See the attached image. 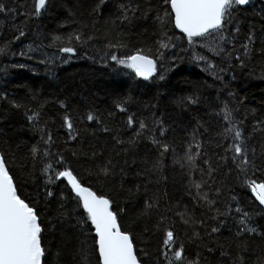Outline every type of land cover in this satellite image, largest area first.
<instances>
[{"label": "snow or ice", "instance_id": "snow-or-ice-1", "mask_svg": "<svg viewBox=\"0 0 264 264\" xmlns=\"http://www.w3.org/2000/svg\"><path fill=\"white\" fill-rule=\"evenodd\" d=\"M108 3L93 0L87 22L73 18L78 25L73 31L41 34L47 44L16 52L14 45L28 35L34 20L50 14L54 0H0V58L31 60L30 53L49 48L56 51L39 63H68L79 48L92 45L105 67L128 69L148 82L145 87L157 89L155 102L145 105L148 115L128 114L123 126L113 124V118L116 112L129 113L131 96L114 101L106 115L90 105L78 124L68 113L69 100H59L67 133L60 144L43 116L47 101H38L33 92L37 106L29 107L0 93V104L9 106L5 114L23 109L29 130L39 135L22 155L25 141L15 146L0 141V264H53V246L55 264H92L93 256L96 264H264V224L255 219L264 218V119H256L253 110L249 130V110L242 113L244 100L230 88L238 71L249 69L257 56L264 58V6L252 13L261 21L258 35L257 24L247 19L253 0H145L143 5L115 0V15L101 26ZM139 22L145 27L136 33ZM97 41L102 47L95 46ZM186 60L220 86L214 97L205 98L193 83L175 104L182 111L203 105L221 128L208 136V122L195 116L196 127L186 140H169L172 127L160 110L162 89ZM9 67L27 65L5 64L0 75L7 76ZM125 133L130 135L125 138ZM145 142L154 156L139 154ZM169 157L188 178L191 209L173 204L160 191ZM130 174L139 182L126 186ZM229 177L250 194L247 207L226 183ZM117 178L119 189L113 187ZM92 181L109 190L94 188ZM230 219L235 229L221 238ZM181 232L194 246L193 255ZM158 233L163 240L153 249L151 237Z\"/></svg>", "mask_w": 264, "mask_h": 264}, {"label": "trees", "instance_id": "trees-1", "mask_svg": "<svg viewBox=\"0 0 264 264\" xmlns=\"http://www.w3.org/2000/svg\"><path fill=\"white\" fill-rule=\"evenodd\" d=\"M12 2L13 0H5V3ZM25 2L31 3V0H25ZM92 2L93 0H54V7L50 14L34 20L30 25L28 35L18 41L14 45L13 50L16 52L20 50L27 51V45L29 44L34 48L41 42L47 44V39H43L41 34L50 35L53 32H59L66 35L73 31L78 27L77 24L72 22L73 18L87 22V11ZM136 2L143 5L145 0H136ZM114 5L115 0H109L103 12V19L99 21L101 26L105 19L115 15ZM262 6H264V0H253V5L248 8L249 16L247 19L257 24L258 35L261 21L258 16H254L252 13L253 9L259 11ZM69 13L73 15L70 16ZM61 24H66V26L60 28ZM144 27V22H139L135 32H142ZM9 28L10 23L5 27L4 35H10ZM244 31H247V24H245ZM176 35L181 36L177 31ZM144 39H148V37L145 36ZM95 46L102 47V41H97ZM55 51V49L38 48L37 51L29 54L33 57L31 60L19 55L9 57L7 60L0 58V67L11 63L27 65L25 68L9 67L7 76L0 75V93L7 92L10 99H15L29 107L37 106V103L31 99V93L33 92L37 94L38 101H47L43 116L49 122V128L52 130L54 139H56L58 144L67 139L66 129L61 126L64 110L60 109L58 103L62 99L69 100L68 113L72 116L74 123L77 124L83 118L90 105H94L102 114L106 115L108 111L114 110V101L128 96L133 98V102L128 105L129 113L116 112L113 124L123 126L127 115L131 113H135L138 119L148 115L145 105L155 102V90H157L150 91L151 87H145L148 82L134 78L130 74V70L119 68L112 63L105 67L94 52L92 45L79 48L76 56L72 57L68 63H61L60 60L47 65L39 63L41 59L46 58V54L47 56H52ZM61 55L65 58L68 56V54ZM89 57H95V59H90ZM262 64H264V58L257 56L249 69L243 72L238 71L236 73L237 78L230 83V88L244 100L242 113L243 110H249L246 122L249 130L254 122L253 110L256 119H264V68L261 67ZM184 65L188 69L193 70L191 72L186 71L187 69ZM206 77L207 73L201 71L200 67L187 60L181 65L179 70L170 74V82L168 81L162 89L165 94L160 109L172 127V130L168 132L169 140H174L176 137L186 140L196 127L195 116H201L208 122V136H213L220 130L221 124L217 118L209 117L203 105L198 108L193 107L189 111H182L175 104V100L178 97L188 93L193 83L199 87L205 98L214 97L216 91L212 94V88L207 91ZM237 82H239L238 85H236ZM217 85L215 84L216 87ZM8 108L7 104H0V141L7 140L13 146L19 141H25L26 143L21 144L18 152V155H22L27 152V145L35 143L39 139V135L29 130L23 109H11L5 114L4 109ZM127 135H130V133H125V138H127ZM139 154L154 156L155 152L151 145L145 142L140 145ZM178 154L182 155L183 153L178 149ZM165 175L167 176V181L159 186L160 191L167 194L165 199L170 200L173 204L179 202L181 206L187 205L191 209L193 207L192 201L185 191L188 178L183 170L172 166L171 157L168 158ZM138 182L134 175L131 174L125 179L126 186ZM226 183L232 186L234 193L241 198L242 206L247 207L250 194L236 185L233 177H229ZM92 184L94 188L103 187L106 192L109 190L108 186L97 185L95 181H92ZM119 185L120 180L117 178L113 187L119 189ZM26 191L31 192L32 188L29 187ZM196 215H201L199 210L196 211ZM255 219L259 224H264V218L257 216ZM229 229H235V223L231 219L228 221V227L224 229L221 238L230 235ZM137 233H139V229H137ZM181 236L187 244L189 255H193L195 253L194 246L188 243L187 237L183 236V232H181ZM151 240L154 249L161 245L163 234L158 233L151 237ZM142 246L138 240L137 247ZM52 251L53 256L50 259L55 264V246H53ZM92 264H96L95 256L92 257Z\"/></svg>", "mask_w": 264, "mask_h": 264}, {"label": "rangeland", "instance_id": "rangeland-1", "mask_svg": "<svg viewBox=\"0 0 264 264\" xmlns=\"http://www.w3.org/2000/svg\"><path fill=\"white\" fill-rule=\"evenodd\" d=\"M184 67L187 69L186 71H192L193 69H188V67L186 66V65H184ZM251 79V78H250ZM169 81V80H168ZM213 82V80H212V78L207 74V77H206V86H207V91H208V89H210V88H212V91H211V94L213 93V92H215L216 91V89L220 86L219 84L217 85V87L215 86V84H213L212 82ZM170 82V81H169ZM239 84V82H237L236 83V85H238ZM210 86V87H209ZM148 87H151L150 85L148 86ZM156 88H154V87H151V89H150V91H154ZM155 92H157V90H155ZM156 95V94H155ZM210 96V95H209ZM214 96H215V94H214Z\"/></svg>", "mask_w": 264, "mask_h": 264}, {"label": "water", "instance_id": "water-1", "mask_svg": "<svg viewBox=\"0 0 264 264\" xmlns=\"http://www.w3.org/2000/svg\"><path fill=\"white\" fill-rule=\"evenodd\" d=\"M177 32H178V30H177Z\"/></svg>", "mask_w": 264, "mask_h": 264}]
</instances>
